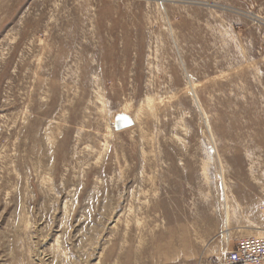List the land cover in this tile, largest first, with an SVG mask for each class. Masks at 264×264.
I'll list each match as a JSON object with an SVG mask.
<instances>
[{
    "label": "rangeland",
    "instance_id": "rangeland-1",
    "mask_svg": "<svg viewBox=\"0 0 264 264\" xmlns=\"http://www.w3.org/2000/svg\"><path fill=\"white\" fill-rule=\"evenodd\" d=\"M247 238L264 0H0V264H217Z\"/></svg>",
    "mask_w": 264,
    "mask_h": 264
},
{
    "label": "built area",
    "instance_id": "built-area-1",
    "mask_svg": "<svg viewBox=\"0 0 264 264\" xmlns=\"http://www.w3.org/2000/svg\"><path fill=\"white\" fill-rule=\"evenodd\" d=\"M217 264H264V241L257 238L241 240L225 252Z\"/></svg>",
    "mask_w": 264,
    "mask_h": 264
},
{
    "label": "water",
    "instance_id": "water-1",
    "mask_svg": "<svg viewBox=\"0 0 264 264\" xmlns=\"http://www.w3.org/2000/svg\"><path fill=\"white\" fill-rule=\"evenodd\" d=\"M114 125L117 130H121L129 126V121L124 117H119L115 120Z\"/></svg>",
    "mask_w": 264,
    "mask_h": 264
}]
</instances>
